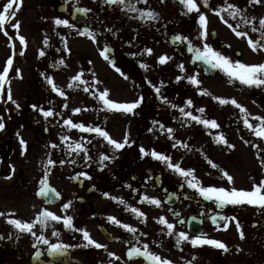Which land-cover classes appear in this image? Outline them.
I'll return each mask as SVG.
<instances>
[{"label": "flooded vegetation", "instance_id": "obj_1", "mask_svg": "<svg viewBox=\"0 0 264 264\" xmlns=\"http://www.w3.org/2000/svg\"><path fill=\"white\" fill-rule=\"evenodd\" d=\"M132 2L138 9L154 11L158 17L143 19L140 18L139 12L105 3V0H85L84 6L77 4L76 0H67V2L41 0L42 7L46 8V17H41V12H38L37 16L36 13L34 14L36 19L28 17L32 32L34 29L38 32H33V35L39 36L37 35L36 40L32 36L30 39L24 38V44H20L19 36L15 39L14 50H11L12 67L29 63L38 69L45 67L56 70L64 64V59L60 58L61 50L54 45L59 43L57 27L49 29L46 23L48 29L45 32L42 18L47 20L50 18L49 15L55 14L69 18L76 6L87 8L90 11L85 14L82 25L96 34L95 40L101 49L105 47L109 49V59H104L108 66L119 68L121 71L117 73L124 74L123 82L127 83L128 87L123 86V89L129 99L122 103L135 102L134 91L139 83V68L146 66L144 62L152 60L151 54L156 46L163 47L164 50L170 49L178 56L183 55L189 62L188 41L175 39V45H172L170 43L172 36L187 37L192 45L198 48H202L205 41L200 37L199 13H188L179 0H147L146 4L143 0H132ZM197 4L206 18L213 20V28H215V18L218 24L228 27L221 16L233 27L239 24L238 30L246 31L248 36L238 38L250 48V51H254L248 43L250 37L264 44L261 32L252 31V27L259 29V19L264 18V0L261 3H253L252 0H209L208 6L204 5L203 0H197ZM226 4L237 5L243 10L242 16L233 20L228 16L227 11L218 15L217 9L226 7ZM28 6L35 9L34 3ZM59 9H62V12ZM23 17L18 19L15 15L6 23L12 25V31H18L19 28H14L13 25L17 22L19 25L26 23L25 13ZM243 18L249 19L250 23H243ZM13 19L18 21L11 23ZM72 23L81 29V24ZM212 32L213 29L210 30L211 44L218 49H224L225 43L218 38L216 43L211 41ZM45 37L48 39L47 45L44 43ZM146 49H151V53ZM41 50L45 52L44 56L40 55ZM254 52L264 56V47ZM235 54L239 55V51ZM61 60L63 63H60ZM6 61L7 59H3L1 62L6 64ZM189 69L203 74L200 68L189 65ZM47 78L45 79L42 73L35 78L15 77L19 80V91L13 89L11 95L20 105L19 108L7 99L8 90L11 89V85L8 86L12 83L11 77H7V83L3 90H0V122L5 125L0 129V212L8 210L14 213L12 216H8V213L0 216V237H2L0 264H149L143 257L129 259L127 256L129 248L132 246L142 248L144 244H148L151 251L169 259L172 264H264V208L247 204L217 208L212 201L204 200L195 189L190 188L185 179L168 168L165 163L151 156L139 155L132 140H128V144L123 149L115 151L111 149L114 146L104 140L101 145V155L109 156L107 160L101 161V155L94 157L93 154H87L89 159L85 160V153L82 151L81 155L68 153L55 161L60 170L66 171H51L55 164L45 167L49 170L48 184L60 195L54 203H45L38 198L36 194L38 188L33 191L32 180L25 177V168L29 163L27 161L29 158L24 155L27 152V143L21 138L16 139L15 135L17 131L26 127L29 121V124L36 128V145L42 144L37 126L39 118L32 119L28 115L41 112L43 102L40 100L48 99L47 94L57 97L58 93L53 91L52 86H48ZM143 78L149 80L147 82L150 84L156 83L154 75ZM145 90L146 86L142 87V91ZM260 92L264 98V87ZM155 95L158 93L148 92L145 98ZM55 98L50 99L55 100ZM33 105L37 107L33 108ZM53 106H56V102ZM115 116L127 131L131 125L134 131L139 130L138 107L132 112L117 110ZM104 122L106 119H103L102 125ZM177 127L189 128L190 125L178 124ZM44 133L47 134V129ZM208 133L206 131V134ZM126 136L129 138V135ZM41 137L43 138L42 135ZM211 139L215 143L213 138ZM21 140L24 141L23 145ZM123 140L124 138L119 142ZM78 143L80 144L81 141ZM186 159L187 157L172 156L171 162L180 164L185 169H194L195 177L203 186L214 185L204 180L198 170L199 163L195 159L194 162ZM60 161L64 163L61 164ZM82 172L87 173L90 178L81 176ZM3 187L5 188L2 189ZM28 194L33 196L36 204L24 213V202ZM145 195L159 199L160 205L144 201L142 198ZM113 197L118 199L114 200ZM121 198L123 204L119 202ZM69 201L71 206L66 210L62 209V205ZM45 208L57 215L73 216L74 227L87 229L94 240L106 245V249L84 247L87 241L83 239L82 233L65 228L62 222H50L43 229L36 225L33 230L37 235H44L49 245L52 243L69 245L62 255L50 256L47 253L49 245L37 243L31 234L19 233L14 226L6 222L7 219L31 222ZM131 208L139 209L145 213V216L141 217L133 213ZM110 216L117 218L123 224L131 225L137 229V232L129 233L111 223L108 220ZM219 216L228 217V220H213V217ZM160 217H165L168 222L174 224L173 235H168L166 225L159 223ZM233 217L235 220L232 219ZM237 221L240 225L239 229ZM53 231H58L59 236H54ZM180 231L189 234L190 237L201 235L205 239L218 240L224 243L228 250L224 251L207 244L194 247L190 240H182L177 244L176 234ZM133 235L136 238H133Z\"/></svg>", "mask_w": 264, "mask_h": 264}, {"label": "rangeland", "instance_id": "obj_2", "mask_svg": "<svg viewBox=\"0 0 264 264\" xmlns=\"http://www.w3.org/2000/svg\"><path fill=\"white\" fill-rule=\"evenodd\" d=\"M34 1L19 0L20 6L16 10V17L18 19L24 18L25 13L27 19L26 23L19 25L18 31H12V25L7 23L3 28H0V72L6 67V64L1 61L9 57L12 58L11 50H14L13 43L18 36L29 39L32 36L35 40L37 38L38 34L33 35V32H38L36 29L32 32V28L28 24L30 20L28 17L36 19L34 14L36 13L37 16L38 12H41V17H46V8L45 6L42 7L41 0ZM5 3L7 0H0V10ZM33 3L35 9L28 6ZM76 3L84 6L85 0H76ZM49 16L50 18L47 20L42 18L45 24V32L48 26L49 29L57 27L59 43H54V45L61 50L60 58L64 59V64L56 70H49L45 67L38 69L29 63H23L11 67L8 75L12 81L8 86L11 85L10 90L15 89L13 91H19V80L15 77L35 78L42 73L45 79L51 77L57 89L65 93L64 96H60L59 91H56L58 93L56 98L47 94L48 99L40 100L43 102L42 109L45 111L51 109L52 116L45 117L42 111L28 115L32 119L39 118L37 126L42 144L36 145V128L34 129L29 121L27 126L17 131L15 135L16 139L21 138L27 143V152L24 155L29 158L27 159L29 163L25 168V177L30 181L32 180L33 191L40 186L39 182L43 179L45 172L49 171L45 169V167L50 166L47 161L49 159L58 161L68 155L70 145H75L81 141L80 144L87 149L88 155L93 154L94 157L101 155V145L105 139L95 132H84L79 128L65 125L64 121L68 119H71L75 124L82 123L85 127L89 125L100 127L117 141L129 135L128 140L134 141L135 150L139 152V155H142L140 147L143 146L149 152L155 150L171 157H187L186 161L191 160L192 162L195 159L199 163L198 170L204 180L217 187L251 190L254 183L264 181V137L256 136L252 130L247 128L243 122L244 114L239 108L231 104V100L235 99L239 105L243 106L250 114L249 122L255 126L258 121L253 118L256 116L264 117V98L260 92L262 87L250 88L238 80L230 81L229 77L219 69L213 76L204 78L199 71L194 70L196 71L194 72L189 69L188 59L183 55L178 56L170 49L164 50L163 47L156 46L151 54L152 60L144 62L146 67L139 68V83L134 91L136 92L135 101L142 98V102L138 106L139 130L134 131L131 125L127 131L120 121L116 120L117 110L106 109L103 102L97 99L98 93L107 89L108 99L116 103L127 101L129 98L125 94L123 86L128 87V85L123 82L122 75L117 73L116 69L109 67L103 60L101 47L96 40L86 35H80L78 27L57 26L54 22L55 18H69L56 14ZM18 19H13L11 23L18 21ZM206 19L208 36L206 40L204 39V43L209 44L233 61L239 60L249 64L264 63V56L250 51V48L242 43V40L238 38L240 36H237L231 28L218 24L216 18L215 28H213V20L211 18ZM212 29L217 34L218 40L225 43L224 49H218L211 44L210 30ZM236 51H239V55L235 54ZM161 56H166L168 59L161 63L159 59ZM180 64H183L184 70L178 67ZM17 69L19 72L16 71ZM76 75H81V79L88 86V91H84L86 86L84 83L72 79ZM153 75L156 78V83L153 84L143 78ZM191 75H195L201 83L199 85L191 84L187 79V76ZM177 77L181 79L177 80ZM48 86L52 85L48 84ZM144 86H146V90L142 91ZM156 88H160V93L155 95L156 97L146 99L148 92L157 93ZM207 93H211V95ZM165 97L168 103L164 102ZM213 97L226 99L229 103H221L220 100ZM50 98H55V100ZM189 99L192 100L191 105H187ZM55 102L56 106L54 107ZM172 105H176V107H172ZM77 108L80 111L74 112L73 110ZM150 108L153 110L148 113ZM180 108L204 119L215 120L219 127L213 128L197 123L190 117L184 116L180 112ZM200 108L204 109L203 113L198 111ZM103 119H106V122L102 125ZM185 123H188L190 127H185L186 129L177 127L178 124ZM169 128L173 129L171 134L168 132ZM46 129L47 134L44 133ZM206 131L209 132V136L205 135ZM220 135H223L224 139L227 140L226 144L217 142ZM64 136H67L68 139L64 140ZM184 144L187 147L182 146ZM52 145H56V147ZM111 149L116 150L114 147ZM71 154L81 155L82 151L79 153L71 152ZM209 161L218 167H213ZM61 170L55 164L51 171ZM224 171L233 177L231 184L223 175ZM24 204L25 210L23 212L27 213L36 202L33 196L28 194ZM2 212L10 213L8 210Z\"/></svg>", "mask_w": 264, "mask_h": 264}, {"label": "snow or ice", "instance_id": "obj_3", "mask_svg": "<svg viewBox=\"0 0 264 264\" xmlns=\"http://www.w3.org/2000/svg\"><path fill=\"white\" fill-rule=\"evenodd\" d=\"M67 2V0H66ZM143 2L146 4L147 0H143ZM253 3H261L262 0H252ZM105 3L112 4V5H120L123 8L133 11V12H139L140 18L143 19H154L158 17V14L155 13L152 10H145V9H138L136 7V4L132 2V0H105ZM179 3L186 9L188 13L197 12L199 13L198 16V23L200 26V37L207 39L208 32H207V19L203 12L200 11V7L197 4V0H179ZM203 3L205 6L209 5V0H203ZM15 5V7H14ZM20 3L19 0H7V3L3 5L2 10H0V28H3L5 23L11 18L16 15V10L19 8ZM76 11L79 13L86 14L90 11V9L87 8H77ZM227 11L228 16H230L233 20H235L238 16H242L243 10L240 9L237 5L234 4H226V7L224 8H218L217 14L219 15L221 12ZM221 19L224 21L225 24L228 25L229 28H231L237 36L244 37L248 36V33L246 31H240L239 24L236 25V27H233L232 24L228 22L227 19H225L223 16H221ZM55 24L57 26L63 25L67 28H75L76 25L74 23H71L69 19H62V18H55L54 20ZM243 23L247 24L250 23V20L247 18H243ZM14 28L19 27V22H17L15 25H13ZM252 31H260L261 36L264 37V18L259 19V29L256 27H252ZM78 32L80 35H87L93 40L96 39V34L94 32H91L88 29H78ZM7 34V33H6ZM175 39L177 40H187L189 47L188 51L195 53V59L197 61H202L205 65L209 66L212 69H219L222 72L226 74V76L229 77V80H238L241 84L246 85L248 87H255V88H261L264 87V63L259 64H249V63H243L239 60H231L228 56L222 54L220 51L215 50L213 47H211L209 44L204 43L202 48H198L192 45V42L188 40L187 37H181L176 36ZM19 42L20 44L25 43V39L23 36H19ZM45 45L48 43L47 37H45L44 40ZM249 45L252 47V49L255 51L258 48L264 47V44H261L260 41L254 40L253 38L248 39ZM67 47V45H66ZM147 52L151 53V49H146ZM109 49L105 47L101 55L104 57L105 60L109 59L108 56ZM22 54V53H21ZM40 55L44 56L45 52L43 50L40 51ZM160 62L164 63L166 59H168L166 56H161ZM111 62V61H110ZM60 63H63V60L60 61ZM113 67H115L114 62ZM6 67L3 69L2 72H0V90H3L5 84L7 83V77L9 75V70L13 65V59L9 57L6 61ZM146 67V66H145ZM178 67L181 68V70H184L183 64L178 65ZM19 72V70H16ZM117 72H120L121 70L119 68H116ZM121 75H124L121 72ZM74 81H79L80 83H84L86 85V82L81 79V75H76L72 78ZM181 79L180 77H177V80ZM187 79L189 82L193 85H199L201 82L196 78L195 75L187 76ZM47 81L50 85H52L53 91H59L56 87V85L53 82V79L51 77L47 78ZM70 87L72 85H69ZM94 86V85H93ZM157 93H160V88L155 89ZM84 91H88V86L86 85L84 87ZM211 95V93H207ZM60 96H64L65 93L63 91H59ZM108 90L105 89L102 92H99L97 95V99L103 102V105L108 110H118V111H124V112H132L134 109H136L139 104L142 102V98L138 99L135 102L132 103H116L111 99H108ZM214 99L220 100L221 103H229L228 100L220 98V97H213ZM7 99L11 101L14 105H16L17 108L20 107V105L12 98L11 90H8L7 93ZM164 102L168 103L167 98H164ZM192 100L189 99L187 101V105H191ZM231 104L235 105L237 108L240 109V111L244 114V124L247 128L252 130L254 134L258 137H264V117L256 116L253 119L258 121V123L253 126L252 123L249 122V113L247 110L239 105L235 99L231 100ZM33 108H36V105L32 106ZM67 107V105H65ZM172 107H176V105H172ZM43 112V115L45 117H49L53 115V112L51 109L45 111L41 109ZM74 112H79L80 109H74ZM200 113L204 112L203 108L198 109ZM180 112L183 113L184 116L190 117L192 120H195L197 123L203 124L205 126H211L213 128L219 127V125L216 123L215 120H209L204 119L201 116L193 115L192 112H185L184 108H180ZM65 125H68L72 128H79L80 130L84 132H95L99 136L103 137L108 144L113 145L115 149L120 150L123 149L128 144V138L125 136L123 142H119L115 139H113L107 131H104L100 127H93L91 125L85 127L84 124H75L72 122L71 119L64 121ZM5 127L3 122H0V129H3ZM173 129L169 128L168 132L171 134ZM64 140H67L68 137L64 136ZM218 143H227V140L224 139L223 135H220L217 138ZM21 144H24V141L21 140ZM53 147H56V145H52ZM175 147V145H173ZM184 147H187L186 144L182 145ZM83 151L85 153L84 159L88 160L89 157L87 156V149L84 148L82 144L76 143L74 146H69V154L71 152H81ZM140 152L143 156H151L156 160H159L167 165L168 168L175 171L177 174H179L181 177L185 179V182L190 188L195 189L201 197L204 198L206 201H212L217 208H223L226 205H255L259 206L260 208H264V181H261L259 183H254L253 188L251 190H244V189H237L235 187L226 188V187H217V186H203L199 179H197L194 175V169H185L180 166V164H174L171 162V157L164 155L162 153H159L155 150H152L149 152L148 150L144 149L143 146L140 147ZM101 161L109 159V156L107 155H101L100 157ZM61 164L64 163V161H60ZM74 163V161H73ZM210 164H212L211 161H209ZM48 165H54L55 161L49 159L47 161ZM213 167H218L216 164H212ZM81 176H85L87 178V173H80ZM223 175L227 177V181L229 184L233 182V177L229 175L226 171L223 172ZM48 173L45 172L44 178L39 182L40 183V189L37 193V195L40 196H49V194H53L55 197H59V193L56 192L54 188H52L48 184ZM107 195V193H105ZM114 200L118 199L116 197H113ZM144 201H147L148 203L154 204L159 206L161 201L157 198H151L147 195L143 196L142 198ZM120 203H124L123 199H119ZM71 206V201L65 203L62 205V209H68ZM133 213H137L139 216L143 217L145 216V213L141 212L137 208H131L130 209ZM6 214L4 212H0V216H5ZM8 216L14 215V213H8ZM216 219L227 221L228 217L225 216H219V217H213V220ZM235 220V217L232 218ZM108 220L116 224L123 229L127 230L129 233L135 234L137 232V229L132 227L129 224H123L121 221H119L115 217H108ZM8 224L14 226L16 230H18L19 233H28L31 234L33 237H35L37 243L42 242L45 245H49V241L44 237V235H37V233L33 230L36 225H39L41 229L48 226L50 222H62L64 227L67 229H72L77 232H81L83 239L87 241V243L84 245V247L88 246H94L96 248H105L106 245H103L101 243H98L96 240H94L90 233L87 231V229L74 227V218L71 215H57L54 212L48 210L47 208L41 210L35 218L31 221H24L21 219H7L6 221ZM183 223V221H180ZM159 223L166 225L168 235H173V229L174 224L168 222V220L165 217L159 218ZM227 225H225L226 227ZM237 228H240L239 222L237 221ZM54 236H59L58 231H53L52 233ZM241 238H243V232L241 231ZM177 244L180 243L182 240H190V243L196 247V246H202V245H213L218 249H223L224 251H227V247L224 243L215 240V239H205L202 238L201 235H196L190 237L189 234L180 231L177 234ZM133 238H136L135 235H133ZM2 239V237H0ZM69 245L62 244V243H52L47 248V253L50 256H56V255H62L67 249ZM39 255V253H37ZM109 255L114 256L115 253H109ZM127 256L129 259L133 257H143L146 261L149 262V264H172V262L169 259L162 258L160 255L156 254L155 252L151 251L148 244H144L142 248H138L136 246H132L128 249ZM119 259V257H117Z\"/></svg>", "mask_w": 264, "mask_h": 264}, {"label": "water", "instance_id": "obj_4", "mask_svg": "<svg viewBox=\"0 0 264 264\" xmlns=\"http://www.w3.org/2000/svg\"><path fill=\"white\" fill-rule=\"evenodd\" d=\"M77 9V8H76ZM76 9L73 10V14H72V19L77 21V22H82L84 20V13H79L78 11H76ZM190 64L191 65H196V66H200L203 67L205 74H211L213 73L216 69H212L209 66L205 65L202 61H197L195 59V54L192 53L191 59H190ZM53 194H49V196L45 197V196H40L39 197L43 198L45 200V202H47L48 197H51ZM53 202V201H51Z\"/></svg>", "mask_w": 264, "mask_h": 264}]
</instances>
